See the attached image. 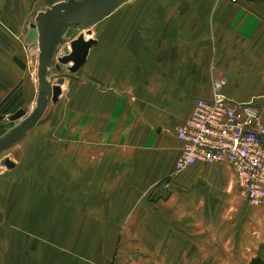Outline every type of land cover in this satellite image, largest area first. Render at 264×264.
Listing matches in <instances>:
<instances>
[{
	"label": "crops",
	"instance_id": "1",
	"mask_svg": "<svg viewBox=\"0 0 264 264\" xmlns=\"http://www.w3.org/2000/svg\"><path fill=\"white\" fill-rule=\"evenodd\" d=\"M58 1L0 0V110L11 96L23 99L32 89L28 63L37 55V33L30 24L37 11ZM99 32L101 172L109 173L101 177V187L133 196L128 209L139 195L137 181L155 184L165 178L170 193L162 205L155 199L134 205L127 226L139 228L137 235L120 231L126 224L122 201L101 198L96 251L90 249V242L97 244L90 240L95 224L67 197L74 189L5 183L0 264H244L256 249L235 241L233 228L240 222L231 218L242 191L232 170L224 162H197L175 171L180 142L174 130L197 98L210 97L217 75L223 77V93L258 105L264 122V0H127L101 19ZM111 135L113 144L107 146ZM118 143L131 154H110ZM123 172L128 175L122 179L130 181L124 188L117 182ZM154 206L161 210L156 220ZM177 211L185 218L182 227L195 233L182 241L158 236V219L168 228L170 213ZM73 219L81 226L76 243ZM105 228H113L112 234ZM134 244L145 250L133 251Z\"/></svg>",
	"mask_w": 264,
	"mask_h": 264
},
{
	"label": "rangeland",
	"instance_id": "2",
	"mask_svg": "<svg viewBox=\"0 0 264 264\" xmlns=\"http://www.w3.org/2000/svg\"><path fill=\"white\" fill-rule=\"evenodd\" d=\"M100 28L101 19L88 27L90 30V34L88 35L84 34L85 28L78 25H70L63 30L62 41L55 45L47 65L49 90L47 105L43 114L19 141L0 153V179H2V182L0 180V186L8 183L9 187L14 188L18 183H24L37 189H60L65 187L74 189V195H68L67 197L70 201L74 200L75 206L82 207L85 214L89 215L96 225V227H93L95 225H91L90 228V240H97L96 246H93L90 242V249L93 250L92 248H94L96 251L101 250V198L107 203H112L113 198L122 201L120 208L122 221H125L126 224L120 231L122 230V235H127L128 233H136L137 235L140 230L139 228L132 227L135 229H130L131 226H127L128 224H132L129 223L128 214H132L134 205L139 202L146 203L148 201L153 203V199L160 200L158 203L162 205L170 193L165 178L156 181L155 184H151V181H137L139 195L132 202L131 206L133 208L128 209L130 202L126 206V201H131L133 196H116L113 195L112 189L107 187V184L101 187V183H103L101 182V177H106L107 173L101 172V154L103 152L101 149V136L103 134L101 133V83L97 81L101 77V73H98L100 68L97 63L100 55L98 54L97 47L101 42ZM78 33H83L85 38L90 37L95 40V43L89 49L86 61L73 72L67 71L65 66L60 64V68L56 69L54 66L56 58L68 51V42L76 37ZM35 70L36 55L28 63V73L31 78L32 89L29 90L23 99L12 98L11 96L8 101L9 105H5L6 108L3 106L0 110V113L4 116L3 127L6 130L14 126L21 119L8 121L7 116L10 113L20 107L25 111V116L35 105ZM217 76L220 78V75ZM57 82H60V93L56 101L52 103L50 101V85ZM260 116L263 122L261 111ZM118 136H120V133ZM107 138L105 144L107 146L112 145V135ZM118 145L120 147L115 148L116 153L112 150L110 154H131L124 144L118 143ZM5 157L14 163L12 168L7 169L2 164V159ZM68 175L71 180L66 178ZM126 175L128 174L123 172L117 181L122 183L123 188L130 184V181L122 179ZM81 178L83 179L81 180ZM101 188H106L105 194L107 195H101ZM77 192H82L83 195H75ZM58 198L63 197L59 195ZM236 200L234 204L236 203L238 208L234 210V217L232 216L231 218L234 219V222H240L238 225H234L233 228L236 233L235 241L242 239L244 243L249 245L250 249H256L254 251L256 255L264 258V207H256L249 204L242 195L236 198ZM241 208L243 211L239 214L237 210ZM157 209L161 211L159 208L154 210L155 220L158 213H160ZM3 216L4 211L0 206V224ZM168 219L170 222L168 228L161 227V219H158L160 225L157 227L158 236L164 234L172 240L182 241L190 233H195L193 232V227L186 226L184 228L180 224V220L185 219L181 211L170 213ZM73 221L72 231L74 235L73 239L75 240V235H78L81 226L78 225L76 219H73ZM104 230L105 234H112L113 228H105ZM205 230L207 229H202L203 232ZM73 242L76 243V240ZM107 246L110 250H114L115 245ZM84 247V250H87L85 243ZM132 250L142 251L145 249H142L141 245L134 244Z\"/></svg>",
	"mask_w": 264,
	"mask_h": 264
},
{
	"label": "built area",
	"instance_id": "3",
	"mask_svg": "<svg viewBox=\"0 0 264 264\" xmlns=\"http://www.w3.org/2000/svg\"><path fill=\"white\" fill-rule=\"evenodd\" d=\"M234 2L237 0H228ZM214 78L209 98H197L190 115L174 130L180 142L173 167L224 162L247 202L264 207V124L252 101L235 102Z\"/></svg>",
	"mask_w": 264,
	"mask_h": 264
},
{
	"label": "water",
	"instance_id": "4",
	"mask_svg": "<svg viewBox=\"0 0 264 264\" xmlns=\"http://www.w3.org/2000/svg\"><path fill=\"white\" fill-rule=\"evenodd\" d=\"M125 1L127 0H61L36 12L33 23L30 24L37 33L35 105L25 116V111L20 107L10 113L7 116L8 121L21 119L7 130L3 127L4 116L0 114V153L19 141L43 114L49 90L47 65L55 45L62 41L63 30L70 25H78L85 28L84 34L88 35L90 25L107 16ZM84 34L78 33L68 42V51L56 58V69L60 68V64L67 71L73 72L84 63L89 48L95 43L94 39L85 38ZM59 83L50 85L52 103L60 93ZM2 164L7 169L14 166L7 157L2 159Z\"/></svg>",
	"mask_w": 264,
	"mask_h": 264
},
{
	"label": "trees",
	"instance_id": "5",
	"mask_svg": "<svg viewBox=\"0 0 264 264\" xmlns=\"http://www.w3.org/2000/svg\"><path fill=\"white\" fill-rule=\"evenodd\" d=\"M9 105V103H8ZM6 108V106H5ZM11 111V110H9ZM8 111V112H9ZM244 264H264V258L259 257L258 255H255L253 257H251L247 262H245Z\"/></svg>",
	"mask_w": 264,
	"mask_h": 264
}]
</instances>
